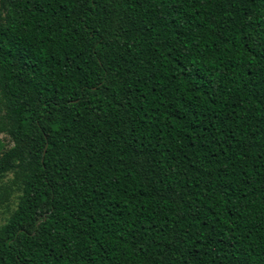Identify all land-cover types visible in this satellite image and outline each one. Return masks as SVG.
Here are the masks:
<instances>
[{
    "label": "trees",
    "instance_id": "obj_1",
    "mask_svg": "<svg viewBox=\"0 0 264 264\" xmlns=\"http://www.w3.org/2000/svg\"><path fill=\"white\" fill-rule=\"evenodd\" d=\"M0 206V264H264V0H0Z\"/></svg>",
    "mask_w": 264,
    "mask_h": 264
},
{
    "label": "rangeland",
    "instance_id": "obj_2",
    "mask_svg": "<svg viewBox=\"0 0 264 264\" xmlns=\"http://www.w3.org/2000/svg\"><path fill=\"white\" fill-rule=\"evenodd\" d=\"M1 137H4V136H1ZM4 142H5V145L7 147L10 146V143L8 142V139L4 138ZM7 215H8V213L5 210V208H3L2 206H0V225L4 222V220L7 217Z\"/></svg>",
    "mask_w": 264,
    "mask_h": 264
}]
</instances>
